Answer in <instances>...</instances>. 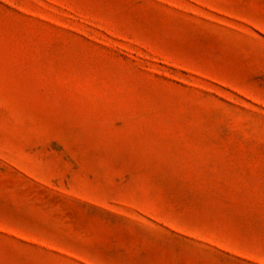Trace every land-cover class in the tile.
Instances as JSON below:
<instances>
[{
    "label": "rangeland",
    "instance_id": "obj_1",
    "mask_svg": "<svg viewBox=\"0 0 264 264\" xmlns=\"http://www.w3.org/2000/svg\"><path fill=\"white\" fill-rule=\"evenodd\" d=\"M0 264H264V0H0Z\"/></svg>",
    "mask_w": 264,
    "mask_h": 264
}]
</instances>
